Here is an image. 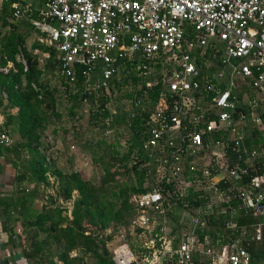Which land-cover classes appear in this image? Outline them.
<instances>
[{"label": "built area", "instance_id": "2783aa9c", "mask_svg": "<svg viewBox=\"0 0 264 264\" xmlns=\"http://www.w3.org/2000/svg\"><path fill=\"white\" fill-rule=\"evenodd\" d=\"M26 11L17 4L11 6L13 18ZM30 23L56 52L57 76L73 83L80 72L83 93L106 91L118 72V62L137 57L138 76L152 77L145 87L159 84L170 98L168 102L164 92L158 97L146 121L147 137L141 143L142 152L155 166V186L128 200L135 209L129 234L135 235V229H140L137 238L147 253L138 260L121 236L123 240L111 250L112 264H264V258L252 260L235 239L215 248L203 245L190 232L182 235L172 249L175 238L167 232L164 215V204L168 206V202L157 187L162 181L179 182L181 176H199L198 182L222 203L231 197L218 184H225L226 177L237 180L246 173L237 164L228 167L223 134L217 140L213 136L233 131L244 121L263 128L256 108H264V0H45ZM17 62L25 71L24 59L18 57ZM155 65L160 67L157 76H153ZM9 68L0 64V74H7ZM241 84L249 88L253 97L243 93L240 103L249 111L233 117L239 103L234 91ZM206 93L214 94L206 108L213 111V120H204L206 109L189 117L191 111L198 110ZM204 136L210 138L204 142ZM239 141L240 138L230 140L236 161L244 152ZM219 144L222 153L213 155V165L226 177L221 174L216 179L208 170L211 162L202 165L195 160L210 145ZM8 145V136L1 133L0 148ZM254 156L252 151L248 158ZM234 198L240 204L228 214L225 229L237 232L230 221L236 212L251 213L264 220V170L245 187H237ZM214 205L210 196L209 204L200 212L211 214ZM156 220L158 226L149 232ZM189 220L193 227L200 224L196 216H189ZM260 226L242 229L239 236L258 242Z\"/></svg>", "mask_w": 264, "mask_h": 264}, {"label": "trees", "instance_id": "16d2710c", "mask_svg": "<svg viewBox=\"0 0 264 264\" xmlns=\"http://www.w3.org/2000/svg\"><path fill=\"white\" fill-rule=\"evenodd\" d=\"M36 45L40 47V50L48 53V58L41 66L38 65L34 56L24 51L21 42L14 43L11 36L7 38V43L0 52L2 63L8 60L15 67L14 73L9 71L7 74H0V91H4L6 95V102L3 107L7 110L16 108L13 115L8 114L6 116L7 121L5 126L0 127V131L7 130L6 135L9 136L17 135L21 140L22 145L20 144V146L29 155H32L31 160L24 167L29 170L30 176L25 177L24 173L16 174L14 177L16 183L26 180L36 186L40 183L47 185L46 173L51 170L50 174L56 179L58 185L53 200L59 199L67 202L71 200L73 193H75V197L72 200L70 218L64 214L66 209L53 206L51 201L48 202L50 207L44 206L30 220H25L22 225L27 231V238L23 239L24 246L22 243L20 246L22 247V256L27 264H56L50 256H55L61 264H87L86 259L91 260L92 264H112L111 251L107 250L106 246L111 238L110 234L102 238L100 235L88 233L85 225L99 233L106 232L111 227H127L135 214L134 207L128 201L129 197L133 194L145 193L155 186V166L142 152L141 143L147 137L145 132L147 118L164 90L159 84L149 88L145 87V83L152 77L141 78L138 76L135 69L137 57L118 62V72L108 82L106 91L100 90L90 95L83 93L84 79L80 72L76 73V79L73 83H68L59 78L62 86L68 92L67 97L70 101H77V99L86 97L92 106L98 102V111L94 113V118L100 117L101 120L110 118L108 122H110V126L115 128L114 125L120 121L123 129L129 134L125 151L123 153L112 152L110 155L111 162L103 166V176L99 184L94 185L81 179L78 172H63L55 169L52 164H46L43 153L48 148H46L47 142L45 143L43 139V132L51 120L58 119V114L54 110L53 92L49 90L44 76L48 73L57 75V54L50 47L38 46V43ZM18 52L22 54L26 62L24 72L22 66L14 61V56ZM159 69V65L154 66L153 76H157ZM125 86L130 87V91H124L122 96L126 105L121 106L117 115H110L106 108L110 98L105 92L109 90L111 92L113 90L119 91ZM219 89L222 91L224 85L221 84ZM234 93L239 103L234 110L233 117H236L238 112L248 113L249 108L240 103L241 96L246 93L249 98H252L253 93L244 84L239 85ZM165 96L169 102L170 98L167 92ZM213 96L214 94L210 93L204 94L198 106L206 109ZM256 112L263 120V128L258 130L253 127L250 136H244L239 141L240 149H244V152H241V160L236 161V154L230 151L232 142L226 140L227 134L225 132H219L213 136L214 140H217L220 139L219 134H223L222 141L224 142L228 167L231 168L238 164L239 167L246 169V173L240 175V179L218 184L222 191H226L230 195L229 201L212 206L211 214L201 213L200 211H203L209 204L210 192L196 190L193 184L200 180L199 176L186 175L184 181L190 185L182 192L179 191L177 180L162 181L157 186L168 202V206L164 204L167 224H174L178 228L186 227L189 222L183 214L196 216L199 223L207 227L206 235L209 238V241L203 243L202 238L205 236V231L201 230L199 225L197 228L193 227L195 230L190 232L198 238L196 239L200 243L203 245L215 243L220 248L229 238L235 239L237 244L250 254L252 260L264 258V220L251 213L236 212L230 221L235 224L237 232H230L225 229L224 225L228 221L230 211L236 209L240 204V201L234 198L235 189L245 187L252 177L264 170V108L258 107ZM70 113L72 114V108ZM203 117L205 121L213 120V111L204 110ZM54 132L52 130V133ZM208 137L210 138V136ZM208 137L204 136L203 141L205 142ZM9 147L0 148V153L11 151L12 149ZM16 147L17 145L13 146V150ZM252 151L255 152V156L248 158ZM245 160L246 163H244ZM9 164L15 169L16 164L13 160H10ZM117 164L122 168V174L110 172L111 167L114 168L113 166ZM208 170L212 176L217 173L215 165L209 166ZM118 175H124L126 179L119 182L113 180ZM32 193L34 192L30 194ZM257 224L261 225L260 241L255 242L248 236H239L242 229L249 231L251 227ZM40 233L44 234L42 239L37 238ZM138 233H140V229H135V235L129 236L125 241L138 260H141L146 255L147 250L139 242ZM230 233L233 235L229 236ZM169 234L171 236L178 235L174 229L169 231ZM179 241L180 237L176 236L171 243V248H175ZM71 252H74L75 255L72 256ZM194 258L196 262L197 256L194 255ZM163 264L165 263L163 262Z\"/></svg>", "mask_w": 264, "mask_h": 264}, {"label": "rangeland", "instance_id": "374dc122", "mask_svg": "<svg viewBox=\"0 0 264 264\" xmlns=\"http://www.w3.org/2000/svg\"><path fill=\"white\" fill-rule=\"evenodd\" d=\"M45 81L48 84L49 90L53 92V98L55 100V107L54 110L58 114V119L51 120V123L48 124L47 128L43 132V139L45 143L50 140L53 142L51 147L59 148L62 151V157L60 161L62 164L65 161V157H70L72 165L69 167L68 171H65V167H60L63 172H78L81 179L85 181H89L94 185H98L100 179L103 176V166H106L108 163L111 162L110 155L113 151L118 153H123L125 151V147L127 146L126 141L129 138L128 132L123 129V125L119 121L116 126H110V118H105L103 120L100 117L94 118V113L98 111L97 106L98 102H96L93 106L89 104L86 97L77 101H70L67 97V91L65 90L64 86L61 84V80L55 74H47L44 76ZM124 91H130L129 86H125L123 89L119 91L113 90L112 92L109 90L105 92L107 96H109L110 101L106 104V108L110 115H117L118 111L120 110L121 106L126 105V101L123 99ZM72 108V114L70 113ZM203 112V108L194 109L191 111L189 117H192L193 113ZM103 124V125H102ZM254 126L251 125L249 122H243L238 125L234 126L233 131H227V140L230 142L232 139L240 138L244 136H250L251 130ZM256 128V127H254ZM258 129V128H257ZM52 130L55 132L52 133ZM260 130V129H258ZM105 132V133H104ZM104 133V135H103ZM11 140L10 149L11 152L7 153L8 160H13L16 164L15 166V173L20 175L24 173L26 177L30 176L29 170H26L25 164H27L32 155H29L27 151L20 146L21 140L18 138L17 135L8 136ZM101 144V145H100ZM17 145V147L13 150V146ZM22 145V144H21ZM48 146V143H47ZM72 146L73 148H70ZM222 153L221 146L213 145L211 148L206 149L204 151V155L200 158L195 160V163L206 165L208 164L213 155H220ZM48 154V152H47ZM40 156V155H39ZM37 157V156H36ZM46 164L47 162H51L50 156L46 155L45 158ZM24 164V166H23ZM114 168L111 167L110 172H118L122 174V168L119 165H114ZM52 169V168H51ZM51 170L46 173V180L47 185L40 183L38 186L35 187V193L39 195L40 199L44 200L46 203L53 202V206L60 207L66 209V213H64L68 218H70V210L72 205V200L75 197V193H73L71 200L64 202L62 200H53L55 195V189L58 187L56 179L51 176ZM126 177L124 175H118L113 178V180L119 182L121 180H125ZM184 178L182 176L180 181L178 182L179 191L182 192L190 183L184 182ZM27 190L29 189L27 184ZM34 185V184H32ZM196 190H203L205 191L204 184L201 182H196L193 184ZM24 188V187H22ZM18 196V195H16ZM10 215L15 216L16 210L13 208L9 209ZM188 214H184V218H187L188 222L186 227H176L174 224L166 223L167 232L172 231L173 229L176 233L181 237L182 235L190 232L193 229V226L190 224ZM158 221L154 222L150 228L149 232L155 230L158 226ZM86 231L88 233H92L95 235H100V237L104 238L105 236L110 234V240L107 242V250H110L118 243H120L123 238L125 239L131 237L132 234H129L128 226H117L111 227L106 232L99 233L98 231L94 230L93 228L86 226ZM201 230L205 231V236L202 238L203 243L209 241L207 233V227L204 224H199ZM197 228V226H196ZM86 232V233H87ZM174 236V235H173ZM174 236L173 238H176ZM145 238L148 239V234L145 235ZM197 238V237H196ZM136 239V238H135ZM198 239V238H197ZM141 240V239H140ZM72 256L75 255L74 252L70 253ZM51 260H56L55 256H50ZM45 262V260L43 259ZM87 264H92L91 260H85ZM56 264H61L59 262L54 261Z\"/></svg>", "mask_w": 264, "mask_h": 264}, {"label": "crops", "instance_id": "0c3cea01", "mask_svg": "<svg viewBox=\"0 0 264 264\" xmlns=\"http://www.w3.org/2000/svg\"><path fill=\"white\" fill-rule=\"evenodd\" d=\"M44 1L45 0H0V52H2V48H4L6 45L7 38L11 36L14 43L20 41L21 47L24 49V51L36 58L39 66L43 65L44 61L48 58V53L40 50V47H37L36 44L38 43V46L42 45L43 47L48 46L45 42H43V36L32 28L30 22L37 18L39 11L42 9ZM14 4H17L19 7L25 8L27 10L19 18H13L11 15V6ZM5 8H7V11H5ZM45 55H47V57H45ZM18 57H22L20 52L14 56V61L17 64H20L17 62ZM0 64L3 67H10L8 72H15V67L11 61L6 60L4 63H2L1 54ZM0 99V127H3L7 121L6 116L8 114L13 115L16 112V108L9 110L4 109L3 106L6 102V95L2 90L0 91ZM6 131L7 130L0 131V134H6ZM10 143L11 140L9 139L8 146L11 145ZM47 143L48 146L46 144V148L48 149H45L43 153L44 158H46V155L50 156L51 162L47 163L52 164L55 169L60 171H64L60 167V165H63L62 167H65V171H68L69 167L72 165L71 158L65 157L63 164L58 162L62 157V151L56 147L52 148V141L48 140ZM212 146L213 145H210L207 149L211 148ZM9 152L3 151L0 153V264H27L22 256V247H20L21 243L22 246H24L25 242L23 239L27 238V231H25L26 229H24V225L22 224L25 222V220H30L32 217L38 214L44 206L50 207V205L44 200L40 199L39 195L35 193L36 185H32L34 183L27 182L26 180L19 183L15 182L14 177L16 176V173L14 168L9 164L10 160H8L7 157V153ZM214 159L215 158L212 157L210 161L212 165L214 164ZM237 166L239 165L237 164ZM215 171L217 172L214 175L216 179H218L219 175L221 174L226 177V173L224 172L220 174L216 170V167ZM226 178V182L233 180L228 177ZM20 183L27 184L29 189L27 190L26 185H20ZM36 188L37 190L39 189L38 186ZM31 192L34 193L30 194ZM210 196L212 203L215 205L220 204L217 202L215 196L211 194ZM10 208L16 210L15 216L10 215ZM232 235V233L229 234V236ZM43 236L44 234L40 233L38 234L37 238L42 239ZM210 245H214L215 248H218L215 243Z\"/></svg>", "mask_w": 264, "mask_h": 264}]
</instances>
